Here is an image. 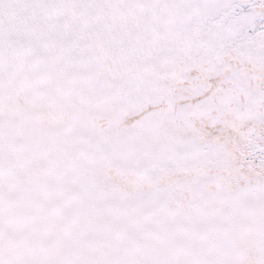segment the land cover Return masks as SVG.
<instances>
[{
    "label": "snow or ice",
    "instance_id": "1",
    "mask_svg": "<svg viewBox=\"0 0 264 264\" xmlns=\"http://www.w3.org/2000/svg\"><path fill=\"white\" fill-rule=\"evenodd\" d=\"M0 264H264V0H0Z\"/></svg>",
    "mask_w": 264,
    "mask_h": 264
}]
</instances>
